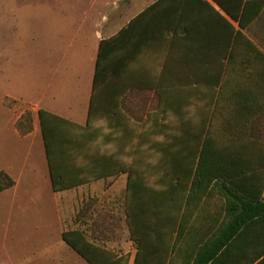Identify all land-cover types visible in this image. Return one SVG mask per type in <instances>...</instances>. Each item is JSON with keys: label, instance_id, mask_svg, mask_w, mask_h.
Returning a JSON list of instances; mask_svg holds the SVG:
<instances>
[{"label": "crops", "instance_id": "obj_1", "mask_svg": "<svg viewBox=\"0 0 264 264\" xmlns=\"http://www.w3.org/2000/svg\"><path fill=\"white\" fill-rule=\"evenodd\" d=\"M59 1L39 33L46 53L38 52L35 92L14 97L32 110L34 129L22 136L20 117L9 120L29 156L42 161L35 195L46 196L52 214L30 231L49 240L24 252L33 258L9 264H91L64 241L65 232L135 264L132 229L148 212L140 206L179 204L183 188L185 206L197 172L204 182L214 180L203 199L208 217H219L229 182L258 192L264 180L262 29H241L224 13L228 23L222 21L212 0L205 1L213 9L203 0ZM113 39L95 86L101 45ZM39 111L66 121L49 128L50 162ZM50 163L68 189H54ZM0 171L18 176L12 163ZM15 181L7 190L18 189ZM60 205L72 210L67 229ZM83 206L89 208L78 220Z\"/></svg>", "mask_w": 264, "mask_h": 264}, {"label": "trees", "instance_id": "obj_2", "mask_svg": "<svg viewBox=\"0 0 264 264\" xmlns=\"http://www.w3.org/2000/svg\"><path fill=\"white\" fill-rule=\"evenodd\" d=\"M212 1L222 11V21L228 23L223 16L224 13L232 21L238 22L241 29L257 28L264 32V0ZM203 2L213 9L207 1L203 0ZM156 7L157 4L150 10ZM112 44H115V39L101 45L96 65L95 86L99 84L105 70L107 47L115 46ZM144 115L145 112L137 118L142 119ZM38 116L50 162L49 128L51 124H58L56 122L63 124L66 121L45 111H39ZM16 127L22 136L33 131L31 110L23 113ZM50 169L54 189L56 191L68 189V185L61 186L55 179L51 163ZM242 174L239 172L237 177ZM203 180V176L197 172L185 198V206L184 188L179 204L140 206V210L148 212L141 213V220L136 222L134 230L132 229L131 239L136 243L138 250L135 264H264V199L262 196L264 180L257 193L254 188L250 190L244 187L240 180L229 182L225 206L217 208L219 213L217 218L206 216L207 203L203 201L208 197L214 180L213 178L207 179L206 182ZM15 185V180L8 173L0 171V193ZM145 192L154 191L146 190ZM88 208L83 206L78 220L84 217ZM222 214H225L223 220H221ZM117 217L111 214L108 218L117 220ZM128 222L131 225V221ZM99 224L96 221L93 226L97 227ZM111 225L113 224L110 223ZM153 232L157 235H148ZM63 239L91 264H129L128 255L118 258L115 252H101L94 246L95 242L91 244L80 233L65 232ZM94 239L101 241L100 238ZM154 241H160L163 245L152 247ZM84 244L91 249H83Z\"/></svg>", "mask_w": 264, "mask_h": 264}, {"label": "rangeland", "instance_id": "obj_3", "mask_svg": "<svg viewBox=\"0 0 264 264\" xmlns=\"http://www.w3.org/2000/svg\"><path fill=\"white\" fill-rule=\"evenodd\" d=\"M59 4V0H0V170L12 163L18 170V176L13 179L19 182L17 190L0 194V264L22 263L33 258L24 252L34 244L49 240L30 231L39 228L44 216L52 214V205L46 203V196L35 195L40 190L34 185L44 179L42 161L40 157L29 156L27 146L11 133L9 120L15 121L23 112L31 110L18 97L23 90L35 92L38 52L40 56L46 53L39 33L46 31L48 16ZM59 208L67 229L72 210L69 213L68 206ZM113 245L117 249V244Z\"/></svg>", "mask_w": 264, "mask_h": 264}]
</instances>
